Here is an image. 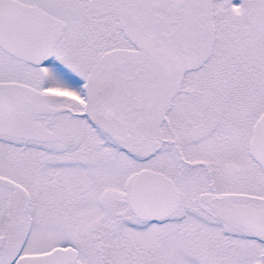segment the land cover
I'll use <instances>...</instances> for the list:
<instances>
[{"label":"snow or ice","instance_id":"6c2138e0","mask_svg":"<svg viewBox=\"0 0 264 264\" xmlns=\"http://www.w3.org/2000/svg\"><path fill=\"white\" fill-rule=\"evenodd\" d=\"M0 264H264V0H0Z\"/></svg>","mask_w":264,"mask_h":264}]
</instances>
